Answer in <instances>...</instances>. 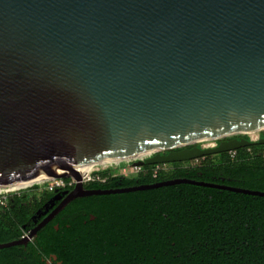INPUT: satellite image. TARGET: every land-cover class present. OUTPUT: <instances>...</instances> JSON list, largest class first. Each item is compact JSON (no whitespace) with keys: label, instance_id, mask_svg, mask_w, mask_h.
Masks as SVG:
<instances>
[{"label":"water","instance_id":"1","mask_svg":"<svg viewBox=\"0 0 264 264\" xmlns=\"http://www.w3.org/2000/svg\"><path fill=\"white\" fill-rule=\"evenodd\" d=\"M261 129L264 0H0V185L136 153L155 151L135 165L190 161L264 136L191 143ZM179 183L264 196L188 178L76 182L58 210Z\"/></svg>","mask_w":264,"mask_h":264},{"label":"trees","instance_id":"2","mask_svg":"<svg viewBox=\"0 0 264 264\" xmlns=\"http://www.w3.org/2000/svg\"><path fill=\"white\" fill-rule=\"evenodd\" d=\"M261 146L241 147L234 158L229 152L200 157L190 166L167 163L175 166L167 172L165 164H145L136 177L102 170L94 172L100 178L85 187L110 189L188 178L264 192ZM67 176L64 181L71 182ZM73 203L96 215L89 243L103 246L102 261L107 264H264V196L179 183L80 197ZM0 214L2 219L7 213Z\"/></svg>","mask_w":264,"mask_h":264},{"label":"flooded vegetation","instance_id":"3","mask_svg":"<svg viewBox=\"0 0 264 264\" xmlns=\"http://www.w3.org/2000/svg\"><path fill=\"white\" fill-rule=\"evenodd\" d=\"M71 185L27 189L0 204V212L7 213L0 219V264H107L103 246L89 243L96 215L71 204L75 199L58 210Z\"/></svg>","mask_w":264,"mask_h":264},{"label":"rangeland","instance_id":"4","mask_svg":"<svg viewBox=\"0 0 264 264\" xmlns=\"http://www.w3.org/2000/svg\"><path fill=\"white\" fill-rule=\"evenodd\" d=\"M264 129H261V130H256V131H252L250 134L247 132L246 134H238L240 136L242 135H247V136H256V135H259L261 132H263ZM237 134H234V135H229L227 137H221V138H216V139H210V140H206V141H202V142H198V143H194V144H190V146H203V147H209V146H212V145H217L218 142L222 139H225V138H230V137H233V136H236ZM165 151H168V150H165ZM164 151V152H165ZM149 154H146V155H143V157H138L137 159H131V160H120V162L118 164H112V165H108L106 167H96L94 168L92 171L88 172L86 174V177L83 178V180L81 181H84V184L88 183L89 181L93 180L94 178H100V176H96L94 175L93 173L94 172H98V171H102V170H106V171H111L112 173H114L115 175H124V176H129V177H136L138 176L141 172V171H135L134 169L131 168V166H127L128 165V161H135V160H138V159H142V158H145L146 156H148ZM198 161L197 159H193V160H190V161H185V162H181V166H190V165H193V164H196ZM121 163V164H120ZM163 167V170L164 171H171L173 170V168L175 167L174 165L172 164H165ZM88 177H91V179L89 180ZM58 179H50L49 181H46V182H43V183H35L34 185H32L31 187H27L25 189H22L20 191H17V193L21 192V191H25L27 189H31V188H35V187H42V186H50V185H53L56 183V181H58L60 178L57 177ZM63 178H66V177H61V179ZM76 180L72 179L71 181V184H75ZM12 192H10L11 194ZM13 194H15V192H13Z\"/></svg>","mask_w":264,"mask_h":264},{"label":"bare ground","instance_id":"5","mask_svg":"<svg viewBox=\"0 0 264 264\" xmlns=\"http://www.w3.org/2000/svg\"><path fill=\"white\" fill-rule=\"evenodd\" d=\"M225 135H230V133L222 134L219 137H223ZM188 144H190V143H188ZM188 144H184V145H188ZM162 149H167V147L162 148ZM154 152L136 153V154H129V155H121V156H116V157H110V158H106V159H103V160H100V161H97V162H94V163H91V164H88V165L73 169V170L65 172V173H63L61 175L40 177V178L29 179V180L13 181V182H10V183H6V184L0 185V194L3 193V192L22 190V189H25L27 187H31L35 183H43V182L49 181L50 179H58L57 177L61 178L64 175H69V176L71 175L76 180V182H81V180H83V178L86 177V174L88 172L92 171L96 167H100V166L101 167H106L108 165L118 164L120 162V160L137 159L138 157H143V155H146V154L151 155ZM148 156H146V157H148Z\"/></svg>","mask_w":264,"mask_h":264},{"label":"built area","instance_id":"6","mask_svg":"<svg viewBox=\"0 0 264 264\" xmlns=\"http://www.w3.org/2000/svg\"><path fill=\"white\" fill-rule=\"evenodd\" d=\"M252 131H249L248 133L250 134ZM247 132H242V133H238V134H246ZM236 135L235 137H237V136H240V135ZM243 137H244V135H242ZM260 138H261V136H260V134L259 135H256V136H249V140H252V141H255V142H257V141H259L260 140ZM226 139V138H225ZM262 146H261V153H262V155H264V144H261ZM212 146H216V144L215 145H212ZM211 146V147H212ZM229 153H230V155H231V157L232 158H234L235 156H236V150H233V151H229ZM152 155V154H151ZM146 158V157H145ZM145 158H142V159H145ZM139 160V159H138ZM135 161H137V160H135ZM135 161H128L129 163H128V165L127 166H131V168L132 169H134L135 171H141L142 169H143V166L144 165H135L134 164V162ZM121 164V163H120ZM159 169V166H157V168L154 170V175L156 176L157 175V170ZM88 179L90 180L91 179V177H88ZM94 179H96V178H94ZM93 179V180H94ZM97 179H99V177L97 178ZM56 180V179H55ZM85 181V180H84ZM64 184V178L63 179H59L58 181H56V183L55 184H53V185H50L51 187L52 186H54V185H63ZM17 191H20V190H17ZM17 191H10V192H12L11 194H13V192H15V193H17ZM10 192H3V193H1L0 194V204H2V205H4L5 204V202L7 201V198L11 195L10 194Z\"/></svg>","mask_w":264,"mask_h":264}]
</instances>
